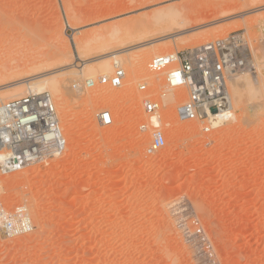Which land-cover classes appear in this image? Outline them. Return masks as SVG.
<instances>
[{"label":"rangeland","instance_id":"obj_1","mask_svg":"<svg viewBox=\"0 0 264 264\" xmlns=\"http://www.w3.org/2000/svg\"><path fill=\"white\" fill-rule=\"evenodd\" d=\"M262 1L0 0V10L14 6L10 18L0 14V36L13 35L12 48L0 53V62L51 63L57 61L55 52L70 50L75 65H81L76 40L94 41L116 29L127 32L142 17L163 21L167 34H181L176 42L167 39L123 54L143 61L137 67L119 66L126 72L119 89L99 84L114 74L112 61L108 75L97 74L94 87H86L81 77L69 83L68 109L47 91L67 147L48 164L0 172V222L10 219L5 229H14L5 237L0 225V264H264V97L234 107L235 119L216 128L182 122L177 108L187 92L180 90L166 103L165 73L148 67L156 55L236 32L249 42L254 62L264 67V11L255 12ZM26 20L36 25L25 33L21 24ZM157 27L148 32H162ZM122 41L116 45H125ZM130 44L118 49L141 45ZM168 45L172 50L161 52ZM19 48L32 50L27 55ZM96 52L83 59L91 61ZM142 82L147 92L139 90ZM13 83L1 82L0 97L24 90L3 89ZM230 88L229 81L234 101ZM93 90L114 92L117 98H91ZM149 98L162 101L166 141L153 155L146 153L153 131L140 128L148 124L142 102ZM103 111L111 113V126L99 124ZM26 214L33 228H17L14 220L20 223Z\"/></svg>","mask_w":264,"mask_h":264},{"label":"built area","instance_id":"obj_2","mask_svg":"<svg viewBox=\"0 0 264 264\" xmlns=\"http://www.w3.org/2000/svg\"><path fill=\"white\" fill-rule=\"evenodd\" d=\"M251 56L249 42L241 32H236L174 55L157 56L148 67L151 72L165 73L166 90L187 92V100L177 108L180 121L208 122L210 125L214 112L219 114L232 109L228 82L247 68ZM125 78L124 69L117 67L111 77L100 78L99 84L119 89ZM85 86L92 88L95 83ZM139 90L147 92L148 84L140 83ZM142 107L148 124L140 128L147 131L151 127L153 131L146 149L148 155H153L166 144L161 126L153 125V119L161 121L163 104L149 98L142 102ZM97 120L101 126L113 124L109 111L101 112ZM66 147L67 141L49 93L30 94L0 103V172L13 174L48 164L62 157ZM198 233L201 234L200 229Z\"/></svg>","mask_w":264,"mask_h":264},{"label":"bare ground","instance_id":"obj_3","mask_svg":"<svg viewBox=\"0 0 264 264\" xmlns=\"http://www.w3.org/2000/svg\"><path fill=\"white\" fill-rule=\"evenodd\" d=\"M12 6L10 8H9V6H7V7L5 6L3 9L0 10V14L4 15L7 18H10V16L14 15L13 14L14 13L13 12L14 6L13 7ZM9 9H12L13 13L10 12ZM263 11H264V2L262 4V6L258 7V9L255 12H263ZM10 13H11V15H10ZM147 17L148 16H146V18ZM241 18L244 19L245 15H241ZM147 19L142 17V19L135 21L134 24L130 28H128L129 30L127 32L118 31L119 29L118 30L116 29V30L112 31L108 36L107 35L106 36L102 35V37L99 36L100 39L97 38V40H94V41L93 40H83V39L82 40H76L74 42V45H75L76 51L79 53V59L82 61L81 65L80 64L75 65L76 62H73L74 54L70 50H68L69 52L63 51V50L58 51L57 53L55 52L54 58L57 61L55 60L56 62H51V63H46V62H39V63L38 62H0V66H1L0 67L1 68L0 69L1 70L0 71V84H1V82L4 83V82H8V81H10V83H11V81L15 82V83L10 84V85H7L8 84L7 83L6 84L7 86L4 87L3 89L5 90V89L12 88V90H13V88L16 89L17 87H19L18 89H20L21 87L22 88L25 87L23 91L22 90L20 91V93H17V94H14L12 96H8V97L7 96L0 97V103L20 99V98H23V97L30 95V94H42L45 92L49 93L47 91H51L60 97V100H61L62 104L64 105L63 107L67 108L70 104L69 96H68V92H69L68 91V85L70 82L75 81V78H77V79H79L78 77L85 78L87 84L91 85V83L94 82L96 85L95 81H96L97 74L103 73L105 75H108V73L110 71V66L112 65L111 64L112 61L114 62V65L116 68L119 67L120 65L124 64V63L125 64L129 63V65H132V67L133 66L137 67L138 62L140 64H142L141 63L143 61L141 58L142 56L140 57L139 55H129L128 57H123V54H128L132 51H136L139 49H146V48H151V47L153 48V47H155L156 44L161 43L163 40L166 41L167 39L168 40L171 39V40L175 41V38L176 37L179 38V36L181 35L178 33L174 34V35H173V33L167 34L166 31H163V30H166V28L164 29V27H163L165 25L162 23L163 21H161V23L159 24L160 21H158L157 23H153ZM30 22H28L26 20L21 24L22 27L24 28L25 33H26V31L28 32V31H31L35 28L36 24L33 25ZM2 23L4 25L5 22L2 21ZM158 25H161L162 28L160 26L159 27L161 28L162 32H159V33L148 32L150 29H152V28L154 29ZM159 27H157V28H159ZM169 31H171V30H169ZM135 34H138V36H135ZM165 34H167V35H165ZM86 39H87V37H86ZM12 40H13V35L11 33H6V31L4 34H2V36H0V53H2L4 51L7 52L6 50H10L12 48V45H13ZM120 41H122V42L125 41L126 44L124 45V43L123 44L120 43V45H116V43L120 42ZM127 41H129L128 44H127ZM130 43L141 44V45H135L134 47H131L129 49H124L121 51L118 49L119 47H121V48H123V46L126 47V45H129ZM166 43H164V45ZM171 45H172V43H171ZM171 45L170 46L168 45L167 47H164V48L162 47L163 49L160 48V49H162L161 52H166L168 50H172ZM189 46H190V44H189ZM29 47L32 48V46H29ZM22 48H24V47H22ZM25 48H26V46H25ZM31 48H28L27 50L28 51L32 50ZM20 51H21V49H20ZM90 51H97L96 53H94V54H96L95 55L96 57H93L94 59H92L91 61H85L83 59V56H85V54L87 52H90ZM19 52L17 51V53H19ZM21 52H24V49ZM161 52H158V53L156 52V54H159ZM174 54H176V53L159 54V55L154 56V58L157 56L174 55ZM17 55H19V54H17ZM27 55H28V53H27ZM23 56H24V54H23ZM16 57H18V56H16ZM144 57H145V55H144ZM146 59H147V57H146ZM28 61H30V60H28ZM247 62H248V66L245 70L239 72L238 74L233 75L230 78V87H231L230 89H232V92H233L232 95H233V100H234V101H232V98H231V103H232L231 108L232 109H229V110L227 109L226 111L220 112L219 114H216L217 112H214V114H213L214 116L212 117V120L210 121L211 128H216L219 124H224L228 121H233L235 119L234 113H233L234 107H240L241 105H247V103L250 100L253 101V99H255V98H256V100H258L257 96H261V97H259V100H260V98L263 99L262 97H264V74H263L262 70L264 69V67L260 66L261 63L256 64L254 62L252 56L248 58ZM139 63H138V65H139ZM92 65H94V67H92ZM95 65H96V67H95ZM258 67H259V70H258ZM72 70H75V71H72ZM5 75H8L9 77H7V76L6 77L9 79L3 78V77H5ZM81 78H80V80H81ZM1 90L2 89H0V91ZM168 94H167L168 96L167 95L165 96L166 103L174 101L175 98L179 96V91H177V90L170 91V93H168ZM90 97L91 98H95V97H97V98H99V97L100 98L101 97L102 98H108L112 101H114L117 98V96L114 92H109V91H104V92L99 91L98 92L97 90H93L92 95L90 94ZM52 100H53V98H52ZM258 107L259 106H257V108ZM153 123L155 124V126L156 125L161 126L162 119H161V121L153 119ZM23 209H25V207H23ZM19 218L21 219L20 223L18 222V220H14L17 223V225H16L17 228L23 229V230L33 228V225L31 222L32 220L30 219L29 215H27V214H26V216L21 215ZM8 222L12 223V220L6 219V221L0 222V225L2 227V232H3L5 237L12 236V233L14 231V229L13 230L12 229H10V230L5 229V227L8 225Z\"/></svg>","mask_w":264,"mask_h":264}]
</instances>
